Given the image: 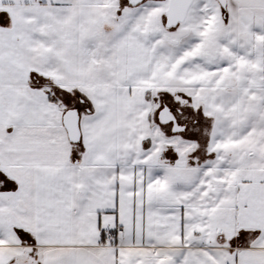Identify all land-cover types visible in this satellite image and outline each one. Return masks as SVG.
<instances>
[{
	"label": "snow or ice",
	"instance_id": "obj_1",
	"mask_svg": "<svg viewBox=\"0 0 264 264\" xmlns=\"http://www.w3.org/2000/svg\"><path fill=\"white\" fill-rule=\"evenodd\" d=\"M0 264H264V0H0Z\"/></svg>",
	"mask_w": 264,
	"mask_h": 264
}]
</instances>
